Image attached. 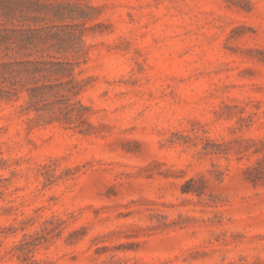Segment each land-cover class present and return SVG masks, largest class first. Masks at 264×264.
Masks as SVG:
<instances>
[{"label": "rangeland", "instance_id": "rangeland-1", "mask_svg": "<svg viewBox=\"0 0 264 264\" xmlns=\"http://www.w3.org/2000/svg\"><path fill=\"white\" fill-rule=\"evenodd\" d=\"M40 1L0 264H264V0Z\"/></svg>", "mask_w": 264, "mask_h": 264}, {"label": "trees", "instance_id": "trees-1", "mask_svg": "<svg viewBox=\"0 0 264 264\" xmlns=\"http://www.w3.org/2000/svg\"><path fill=\"white\" fill-rule=\"evenodd\" d=\"M44 6L45 2L40 0H0V99L15 98L19 87L35 95L38 86H27L26 82L32 81L36 73L53 71L52 67L58 64L43 58L17 59L21 50L35 46L30 36L33 31L30 23L36 21L37 13H42ZM18 24L26 27H17ZM46 86L52 90L51 85L44 84ZM249 179L255 182L256 178L249 176Z\"/></svg>", "mask_w": 264, "mask_h": 264}]
</instances>
